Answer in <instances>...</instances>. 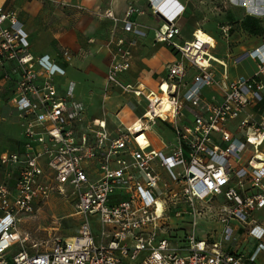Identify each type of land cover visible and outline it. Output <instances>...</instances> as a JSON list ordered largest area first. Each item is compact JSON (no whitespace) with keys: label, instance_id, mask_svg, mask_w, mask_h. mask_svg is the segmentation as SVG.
<instances>
[{"label":"built area","instance_id":"built-area-1","mask_svg":"<svg viewBox=\"0 0 264 264\" xmlns=\"http://www.w3.org/2000/svg\"><path fill=\"white\" fill-rule=\"evenodd\" d=\"M150 1L164 19L155 30L156 41L177 49L182 59L168 65L158 90L125 83L121 75L131 67L132 52L119 37L108 85L147 106L133 123L120 121L110 130L106 119L88 117L75 82L61 90L56 77L64 67L34 53L18 15L0 0V69L5 80L14 82L11 97L0 103V124L12 123L21 132L13 150L0 149V264H261L264 221L255 214L264 209V165H257L264 163V117L242 115L264 99V47L250 53L260 60L252 76L231 81L226 70L218 77L211 64L202 62L211 44L199 43L197 31L192 41H178L182 5ZM137 10L133 5L127 10V31H138L130 20ZM106 17L116 19L112 11ZM192 65L200 71L183 95L180 88ZM216 84L223 90L220 103L203 93ZM166 96L170 107L163 110ZM188 104L194 118L184 124ZM236 120L231 131L229 124ZM157 121L172 126L175 144L153 146L149 130ZM54 193L75 201L79 232L50 244L34 242L28 249L29 237L19 226ZM122 194L126 197L118 201ZM212 199H220L215 214ZM185 204L187 209H180ZM185 212L192 231L185 243L174 245L165 233L170 220ZM212 216L221 224L220 237L210 231L200 236L198 220ZM242 230L257 241L249 252L237 249ZM19 243L22 247L14 251Z\"/></svg>","mask_w":264,"mask_h":264},{"label":"crops","instance_id":"crops-1","mask_svg":"<svg viewBox=\"0 0 264 264\" xmlns=\"http://www.w3.org/2000/svg\"><path fill=\"white\" fill-rule=\"evenodd\" d=\"M1 1L8 10L18 15L30 35L34 53L48 56L64 67L65 72L57 73L56 77L61 90L75 82L76 93L85 104L88 117L93 114L90 118L106 119L110 130L115 129L120 121L125 125L133 123L144 114L147 106L141 98L108 85L107 74L113 56L117 53L119 37L126 39V45L130 46L132 52L131 67L121 75L125 83H142L149 90H158L161 81L167 76L168 65L182 59L177 49L156 41L155 30L164 23V19L159 13H154L150 0ZM176 1L183 7V12L177 19L181 27L178 37L180 43L192 41L194 33L200 29L215 40V45H208V52L219 59L211 61L217 76L223 75L227 70L232 81L240 76L249 77L256 73L260 60L250 53L264 47V0ZM131 5L138 9L130 17L138 30L136 32L125 29V18ZM107 11H112L116 19L106 17ZM246 23L257 31L250 30ZM226 28H229L227 33L224 31ZM219 47L225 48L220 51ZM216 64L223 69L222 73L214 68ZM261 78L264 81V76ZM194 79L189 71L184 86L180 88L181 94L184 95ZM13 90L14 82L5 80L0 69V103H5L10 98ZM203 93L216 103L223 100L220 85L207 86ZM123 96L135 99L137 105L143 108L142 113H135ZM193 109L189 104L186 106L182 117L184 124L193 120ZM248 114L261 120L264 117V99L250 105L242 118ZM239 122L240 120H236L229 124V129L235 131ZM4 125H8V122L0 124V149L3 146L2 139L6 137L2 132ZM166 132L170 138L173 134L174 140H165L162 132L158 137L150 134L155 148L164 149L166 143L177 142L171 125ZM17 144L18 142L13 149ZM262 150L264 152V146ZM156 166L164 177H168L164 168L158 164ZM0 174L4 175L2 170ZM125 197L122 194L116 199L121 201ZM260 259H264V251Z\"/></svg>","mask_w":264,"mask_h":264},{"label":"rangeland","instance_id":"rangeland-1","mask_svg":"<svg viewBox=\"0 0 264 264\" xmlns=\"http://www.w3.org/2000/svg\"><path fill=\"white\" fill-rule=\"evenodd\" d=\"M223 48L225 47H219V50L223 51ZM214 68L218 70V73L223 72V69L219 68L217 64ZM189 71L190 75L194 78V74H198L200 69L192 65V67L188 70V74ZM221 76L219 75L218 77ZM123 97H125L124 100L129 102L135 113L139 115L142 113L143 108L137 105L135 99L130 96ZM144 103L146 102L144 101ZM93 116V114L90 115V117ZM134 116L136 117L135 114H133V117ZM8 125H4L2 128L3 134H6V137L2 139V149L4 150L13 149L15 143L21 137L19 126L13 125L12 123H8ZM169 126L170 125L167 122L157 121V123L150 128L149 132L155 137H158V135L162 132L165 140L172 141L174 140V135L171 134L172 138H170L166 134ZM3 178L4 175L0 174V180ZM9 182L13 183L14 179ZM67 193H71L69 188L67 189ZM219 202L220 199H212L210 202L212 208L211 214H215L214 207L217 206ZM75 206V201L71 196H63L59 193H54L49 200L38 209V211H35V213L25 217L24 221L20 224L19 229L22 235H28L29 237V240L25 242L26 248L31 249V245L34 242L50 244L55 237L69 238L76 235L79 232L81 217L75 214ZM187 207L188 206L185 204L180 207V209L186 210ZM255 215L264 221V209L257 212ZM170 221L171 224L169 225L165 235L171 239L174 245H182L185 243L187 233L192 231L191 216L189 212H185L182 216H174ZM220 229L221 224L216 220L215 216H212L208 220L200 218V220H198V227L196 231L200 236H204L210 231L209 235L212 234L215 238H219L221 235L219 232ZM256 242L257 241L249 233L242 230L240 231V244L237 249L249 252L253 249ZM21 247L22 244L19 243L16 247H14V251H17ZM260 263L264 264V259H260Z\"/></svg>","mask_w":264,"mask_h":264},{"label":"bare ground","instance_id":"bare-ground-1","mask_svg":"<svg viewBox=\"0 0 264 264\" xmlns=\"http://www.w3.org/2000/svg\"><path fill=\"white\" fill-rule=\"evenodd\" d=\"M197 41H199V43L215 45V40L211 36H209L207 33H205L204 31H202L200 29L197 31ZM199 59H201V58H199ZM212 60L219 61V59L216 56H214L211 52H208L207 56L203 57L202 62L204 65H210ZM164 87L167 89V85H165ZM169 107H170V104H169L168 96H166L162 102L161 108L163 110H165V109H168ZM139 123H141V122L137 121L136 125L139 126ZM140 140L142 143H145V141H146L144 136L140 137ZM261 157H262L261 160H263L264 157L262 155H261ZM257 165L262 166V165H264V163H263V161H258Z\"/></svg>","mask_w":264,"mask_h":264},{"label":"trees","instance_id":"trees-1","mask_svg":"<svg viewBox=\"0 0 264 264\" xmlns=\"http://www.w3.org/2000/svg\"><path fill=\"white\" fill-rule=\"evenodd\" d=\"M246 25H247V23H246ZM248 26V25H247ZM254 26V25H253ZM249 27V26H248ZM250 28V30H252V31H257V29H255V28H251V27H249ZM21 136V135H20ZM21 138V137H20ZM18 143H20V139H19V141H17Z\"/></svg>","mask_w":264,"mask_h":264}]
</instances>
